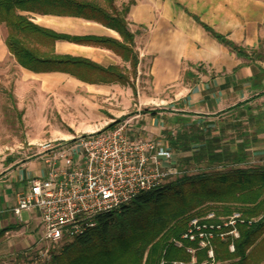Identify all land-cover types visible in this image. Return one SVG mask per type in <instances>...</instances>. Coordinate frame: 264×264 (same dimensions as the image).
<instances>
[{"label": "crops", "instance_id": "obj_1", "mask_svg": "<svg viewBox=\"0 0 264 264\" xmlns=\"http://www.w3.org/2000/svg\"><path fill=\"white\" fill-rule=\"evenodd\" d=\"M84 1L99 9L62 13L78 11L79 4H65L53 12L19 11L47 31L30 30L27 42L40 58L54 60L52 70L21 66L6 45L8 28L0 22V83L14 73L12 93L24 112L25 128L36 127L28 125L34 99H54L58 112L76 99L99 115L93 124L79 125L83 130L102 129L133 111L140 132L163 140L175 155L191 156L200 143L182 150L172 146L169 135L180 139L186 131L203 130L232 151L245 142L249 157L264 163V64L256 58L264 0H114V6L106 0ZM126 5L132 40L104 22L105 12L123 15ZM203 23L251 49L252 59L232 52ZM149 91L166 105L142 109ZM41 153L1 159L0 258L25 257L44 241L37 213L14 212L18 193L45 172Z\"/></svg>", "mask_w": 264, "mask_h": 264}, {"label": "trees", "instance_id": "obj_2", "mask_svg": "<svg viewBox=\"0 0 264 264\" xmlns=\"http://www.w3.org/2000/svg\"><path fill=\"white\" fill-rule=\"evenodd\" d=\"M106 1L114 6V0ZM72 4H79L78 11L67 8L60 12L80 15L84 7L93 11L99 9L94 3L84 0H0V22L8 28L6 45L21 66L36 72L52 70L54 60L40 58L29 45L27 36L30 30L47 31L19 11L53 12L55 6ZM128 11L129 5L124 6L123 15L105 12L104 22L118 28L132 40L133 35L128 31L125 20ZM204 26L239 57L252 59L251 49L235 43L207 24ZM51 35L57 37L53 33ZM119 120L108 124L106 129ZM169 140L173 147L182 150H190L192 143H200L199 150L183 158L188 165H217L229 161L232 167L201 174L195 177L196 180L184 179L187 182L177 178L137 195L120 211L97 216L94 227L68 240L61 250H52L49 261L43 264H159L161 259L191 262L192 255L185 247H178L171 240L180 238L192 217L203 215L208 210H215L217 215L223 216L240 212L244 219L237 224L240 235L233 239V251L229 249L231 238L214 241L219 264H252L250 248L264 242V166L246 165L250 153L245 149V142L232 151L229 147L220 146L219 137H207L203 130L186 131L180 139L169 135ZM12 160L9 159L8 163ZM173 190L175 196L171 193ZM167 193H171L168 199L165 197ZM205 200L212 201L213 205L194 211ZM218 202L221 204L215 205ZM3 232L0 231V237ZM206 253L205 250L197 251L194 264H201Z\"/></svg>", "mask_w": 264, "mask_h": 264}, {"label": "built area", "instance_id": "obj_3", "mask_svg": "<svg viewBox=\"0 0 264 264\" xmlns=\"http://www.w3.org/2000/svg\"><path fill=\"white\" fill-rule=\"evenodd\" d=\"M138 117L128 116L72 143L54 139L43 144L45 172L33 176L18 193L15 214L37 213L43 240L68 241L94 227L100 214L120 211L137 195L180 175L173 149L143 135L135 125ZM238 222H244L240 212L223 216L210 210L193 217L180 238L171 240L192 254L191 262L161 259L159 264H194L199 250L207 252L201 264H219L214 241L231 238L233 251V239L240 235Z\"/></svg>", "mask_w": 264, "mask_h": 264}, {"label": "rangeland", "instance_id": "obj_4", "mask_svg": "<svg viewBox=\"0 0 264 264\" xmlns=\"http://www.w3.org/2000/svg\"><path fill=\"white\" fill-rule=\"evenodd\" d=\"M261 36L260 53L256 56V58H259L258 60L264 64V23L262 24ZM13 74L14 73L11 71L9 75H4V79L2 83H0V169L1 163L5 162V160L2 162L1 159H6L8 157H13V159L26 158L33 153L42 151L44 149L42 145L50 140L63 139L66 142L72 143L73 139L76 137L89 133V131L83 130V128L79 127V125L88 123L93 124L99 118V115L92 112L91 108H86L82 103H78L76 99H74L69 107L65 106L58 112L54 99L49 100L51 104H49V101H47L48 103L44 101V104L43 101L41 102V100L37 98L34 99L35 103L31 105L34 109L32 111V115H28L30 116L28 125L36 127H31L29 129L25 128L23 120L24 112L17 108L16 98L12 93ZM148 96V99L143 97L149 102L148 104H145L142 109H158L166 105L162 104V101H160V99L156 96H153L151 91H149ZM132 115H134L133 111L129 114V116ZM114 121L115 120L111 122ZM108 124H106V126L102 129H106ZM92 129H95V126H93ZM12 137L19 138V141L18 139L12 140ZM28 141H32L35 144L29 145ZM18 142H21V144ZM184 155L188 156L190 153L187 152ZM35 158L36 156H33L30 159ZM183 158V155L176 153V159L182 172L177 177L168 179L166 183L174 181L177 178H181L182 182H187L184 180L187 178H194L196 180V178L201 174L225 171L232 167L229 161L217 165H188L183 161ZM261 162L252 160V158L249 157L246 165L263 167L264 163ZM239 166L243 165L240 164ZM175 191L177 190L175 189ZM175 191L173 190L171 193L174 195ZM171 193H167L168 195L166 194L165 197L168 199V196ZM220 204V202L215 203V205ZM211 205H213L212 201L205 200L202 204H199L197 208H194V211L198 209H207ZM262 238L264 240V232ZM66 242V240H63L57 243H48L44 240L41 245L36 246L34 249L32 248V250L30 249L28 255L25 257L0 258V264H43L44 262L49 261L52 250H61ZM250 252L252 254L250 258L252 264H264V242L263 244L260 243L257 246L250 248Z\"/></svg>", "mask_w": 264, "mask_h": 264}]
</instances>
